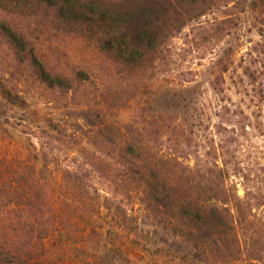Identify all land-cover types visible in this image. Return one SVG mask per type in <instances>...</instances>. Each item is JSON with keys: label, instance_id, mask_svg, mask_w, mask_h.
Instances as JSON below:
<instances>
[{"label": "trees", "instance_id": "obj_1", "mask_svg": "<svg viewBox=\"0 0 264 264\" xmlns=\"http://www.w3.org/2000/svg\"><path fill=\"white\" fill-rule=\"evenodd\" d=\"M242 2L0 0V97L7 103L25 105L22 78L65 98L92 79L93 70L52 60L46 47L62 38L90 50L106 83L78 112L89 140L47 119L79 158L60 165L44 145L34 154L38 165L0 158V264H105L78 244L98 236L116 253L131 245L147 251L136 240L158 237L165 244L157 254L187 262L264 264V41L249 53L246 78H229L237 100L196 98L191 120L155 115L120 124L113 117L134 89L172 75L185 50L175 43L183 29L192 32L189 48L221 42L238 26L233 11ZM253 3L263 22L264 0ZM213 59L221 73L211 85L223 92L234 60L229 53Z\"/></svg>", "mask_w": 264, "mask_h": 264}, {"label": "rangeland", "instance_id": "obj_2", "mask_svg": "<svg viewBox=\"0 0 264 264\" xmlns=\"http://www.w3.org/2000/svg\"><path fill=\"white\" fill-rule=\"evenodd\" d=\"M253 2L254 0L246 2L243 0L240 7L233 11L238 14V26L221 42L189 48V44L185 45L184 42L192 36V32L190 26L183 29L181 35L175 38V43L185 50L178 51L179 58L172 75L167 73L154 75L144 87L134 89L127 105L113 117L120 124H128L135 117L146 119L155 115H173L191 120L190 117L196 114L194 109L196 107L193 104L196 98L205 104L218 102L220 98L237 100L233 79L229 78H246L243 69L244 66H250L249 53L255 56L254 48L259 47L256 46L257 43L264 41V21L260 22L262 16L259 14L262 7ZM46 49L54 62H59L68 69L81 67L88 69L89 72L93 70L90 76L92 79L86 81L80 90L70 91L65 98L64 95L53 94L38 86L30 79L22 78L19 86L26 101L23 107L11 105L0 97V158L15 157L38 165L34 154L43 145L54 152L52 154L60 165L68 164L69 159L79 158L76 145L67 147L56 140L54 130L47 125L48 118L66 127L69 132L78 136L81 142L89 140L91 136L78 112L95 95L101 94V87L103 89L106 85L98 60L89 49L70 38L56 40ZM226 53L231 54L234 61L230 72L223 77L225 82L219 85V88H225V91L219 92L213 89L211 81L215 74L220 75L221 70L210 60L212 58L216 60ZM1 65H4L2 60ZM232 70L235 74L231 73ZM259 78H262L264 84V75ZM179 81L191 88L183 90L175 86ZM107 82L111 84L115 83V80L109 78ZM94 182L96 187L104 188L102 180L95 179ZM136 241L142 244L143 241L146 242L147 251L131 245L133 249L125 250L127 253L125 251L116 253L110 249L107 240H102L99 236L90 237L78 244L90 256L98 258L105 264H198L184 261L178 255L172 257L157 254L156 248L165 244L164 240H159L158 237ZM169 242L170 240L167 243Z\"/></svg>", "mask_w": 264, "mask_h": 264}]
</instances>
